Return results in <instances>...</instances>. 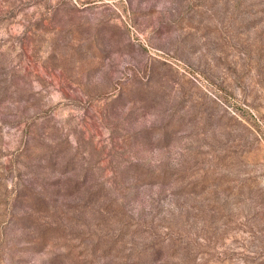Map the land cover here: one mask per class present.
Here are the masks:
<instances>
[{
  "label": "rangeland",
  "instance_id": "374dc122",
  "mask_svg": "<svg viewBox=\"0 0 264 264\" xmlns=\"http://www.w3.org/2000/svg\"><path fill=\"white\" fill-rule=\"evenodd\" d=\"M0 264H264V0H0Z\"/></svg>",
  "mask_w": 264,
  "mask_h": 264
}]
</instances>
